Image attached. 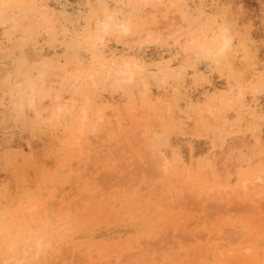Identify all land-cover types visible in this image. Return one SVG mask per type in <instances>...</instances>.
Listing matches in <instances>:
<instances>
[{"label":"rangeland","instance_id":"obj_1","mask_svg":"<svg viewBox=\"0 0 264 264\" xmlns=\"http://www.w3.org/2000/svg\"><path fill=\"white\" fill-rule=\"evenodd\" d=\"M0 264H264V0H0Z\"/></svg>","mask_w":264,"mask_h":264},{"label":"bare ground","instance_id":"obj_2","mask_svg":"<svg viewBox=\"0 0 264 264\" xmlns=\"http://www.w3.org/2000/svg\"><path fill=\"white\" fill-rule=\"evenodd\" d=\"M105 26H106V25H105ZM106 27L108 28V25H107ZM104 28H105V27H104ZM107 28H106V29H107ZM122 28H123V27H122ZM108 29H109V28H108ZM124 29H125V27H124ZM121 30H122V29H121ZM127 30H128V29H125V30H123V31H124V32H125V31L128 32ZM106 31H107V30H106ZM126 32H125V33H126ZM122 33H123V32H122ZM125 33H123V34H125ZM97 41H102V39H99V40L97 39ZM103 41H104V39H103ZM95 43H96V42H95ZM101 43H102V42H100V43L98 42L97 45H98V44L101 45ZM95 45H96V44H95ZM95 47H98V46H95ZM104 70H105V69H104ZM109 71H110V69H109ZM127 72H128V71H127ZM107 77H108V76H107ZM107 77H106V78H107ZM89 81H91V80H89ZM92 85H93V84H92ZM94 85H95V83H94ZM30 102H31V101H30ZM32 102H33V101H32ZM83 119L85 120V119H86V116L83 117ZM82 126H83V124H82ZM82 128H83V127H82ZM80 130H81V129H80ZM80 130H79V131H80ZM163 160H165V159H163ZM164 164H165V162H164ZM259 181H260V179H259ZM257 182H258V181H257ZM261 182H262V181H260L259 183H261ZM256 185H258V183H256ZM250 186H251V185H250ZM244 187L247 189V187H246L245 185H244ZM257 187H258V186H257Z\"/></svg>","mask_w":264,"mask_h":264}]
</instances>
